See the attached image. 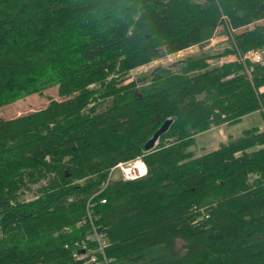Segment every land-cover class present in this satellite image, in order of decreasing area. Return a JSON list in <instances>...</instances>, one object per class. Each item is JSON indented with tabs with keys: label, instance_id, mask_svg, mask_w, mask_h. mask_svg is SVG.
<instances>
[{
	"label": "trees",
	"instance_id": "obj_1",
	"mask_svg": "<svg viewBox=\"0 0 264 264\" xmlns=\"http://www.w3.org/2000/svg\"><path fill=\"white\" fill-rule=\"evenodd\" d=\"M215 36L221 57L264 46V0H0V108L60 100L0 120V264H84L93 228L112 264H264V129L190 151L259 112L264 67L198 54L129 79ZM135 159L145 178L106 184Z\"/></svg>",
	"mask_w": 264,
	"mask_h": 264
},
{
	"label": "rangeland",
	"instance_id": "obj_2",
	"mask_svg": "<svg viewBox=\"0 0 264 264\" xmlns=\"http://www.w3.org/2000/svg\"><path fill=\"white\" fill-rule=\"evenodd\" d=\"M229 48L228 44L222 39V36H215L207 45L206 48H194L185 51L184 53L177 54L173 57H170L168 60H163L156 62L155 64H150L149 66L143 67L142 69H137L133 72L129 79L133 78H146L155 71L156 68L169 67L173 63L179 62L182 63L189 57H194L198 54H204L210 56V64L217 65L221 67V61L227 56L221 57L220 55L224 53ZM264 86H262L263 88ZM261 89V88H260ZM57 88L48 89L41 93V96L31 95L28 97H19L16 102L11 103L3 108H0V120H16V118L21 116H27L29 113L35 111H42V109L49 104L50 101H60L57 98ZM250 129H258L262 131L264 129V116L260 115L258 112L249 114V116H244L239 122L235 125H223L222 127H217L210 129L209 132L199 134L198 137L194 140V147L190 149L193 152V157L199 158L204 154H209L217 149L220 146L224 145L229 139H237L242 136L244 131H249ZM118 175L114 173V177Z\"/></svg>",
	"mask_w": 264,
	"mask_h": 264
},
{
	"label": "built area",
	"instance_id": "obj_3",
	"mask_svg": "<svg viewBox=\"0 0 264 264\" xmlns=\"http://www.w3.org/2000/svg\"><path fill=\"white\" fill-rule=\"evenodd\" d=\"M227 41V37L222 36V39ZM222 64H238L243 68V75L246 79H249V73L252 72V68L248 65H256L264 67V46L260 47L258 50H251L246 52V54H240L237 51L233 56L228 55L221 61ZM259 96L263 95L259 104V114L264 116V87L258 92ZM116 173L121 182H135L136 180L145 178L147 176L146 166L144 162L140 159H135L134 162L123 163L122 165H117L116 167L109 170L108 181L116 179L114 177ZM104 204L105 202H101ZM97 231L93 228V234L87 236L86 240L93 245L91 249H87L85 246L82 247L84 255H74L75 259L84 260V264H112V261L106 257L104 249L107 246V241L101 236H97Z\"/></svg>",
	"mask_w": 264,
	"mask_h": 264
},
{
	"label": "water",
	"instance_id": "obj_4",
	"mask_svg": "<svg viewBox=\"0 0 264 264\" xmlns=\"http://www.w3.org/2000/svg\"><path fill=\"white\" fill-rule=\"evenodd\" d=\"M172 124L173 121L166 120V122H164L161 127L153 133V136L146 142L143 147L145 153L150 152L156 148L157 143L165 135L167 130L172 126Z\"/></svg>",
	"mask_w": 264,
	"mask_h": 264
}]
</instances>
